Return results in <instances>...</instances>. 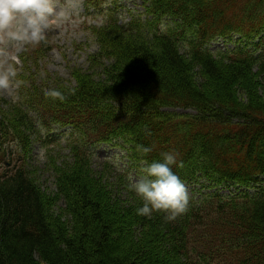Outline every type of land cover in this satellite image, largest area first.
<instances>
[{"label": "trees", "instance_id": "obj_1", "mask_svg": "<svg viewBox=\"0 0 264 264\" xmlns=\"http://www.w3.org/2000/svg\"><path fill=\"white\" fill-rule=\"evenodd\" d=\"M106 12L89 70L43 79L35 62L18 100L0 107V150L13 141L28 155L34 141L58 138L37 123L70 130L69 158L47 153L55 192L36 169L0 172V264H264V0H144L126 23ZM219 39L236 45L210 52ZM111 143L137 164L173 152V172L191 187L246 189L191 196L174 221L137 215L129 182L122 198L91 167L92 147Z\"/></svg>", "mask_w": 264, "mask_h": 264}, {"label": "rangeland", "instance_id": "obj_2", "mask_svg": "<svg viewBox=\"0 0 264 264\" xmlns=\"http://www.w3.org/2000/svg\"><path fill=\"white\" fill-rule=\"evenodd\" d=\"M92 3L94 4V1ZM92 3L90 0H54L55 14L50 20L51 27L46 30L45 41L38 45L10 41L0 35V67L12 64L17 71V76L13 78L10 87L0 89V107L2 109L6 108L5 104H14L18 100L20 96L18 83L33 77L31 71L35 68V62L38 66L36 70L39 72L37 76L44 74L41 76L43 79H46L47 76H58L70 81V71L73 68L89 70L88 57L98 50L94 29L102 26L105 18L110 14L106 12V9L111 5L113 10H116L114 14L119 23H126L132 15L141 14L143 16L144 13V0H97V6L100 8L97 10L92 7ZM237 39L238 36L234 35L233 40ZM256 42L257 40L253 44ZM235 45L236 43H225L219 39L211 41L207 47L210 52L216 53L232 49ZM258 52L259 50L255 51V53ZM259 84L258 93L264 97V76L261 77ZM168 110L181 114L194 113V110L189 108L176 107ZM29 114L33 115L34 120L37 119L35 113L30 112ZM55 127L49 132L39 123L36 124L41 136L49 133L58 138L51 143H45L44 140L38 139L39 135L35 136L38 140L33 142L28 155L20 150L16 142H3L0 150V172H7L25 165L29 169H36L38 182L43 190L48 193L55 192L53 172L48 166L47 153L52 154L58 163L69 158V150L66 148L64 140L70 133L69 128ZM90 153L91 167L96 172L103 173L112 184L114 192L125 198L124 184L129 182V176L138 178L141 175V164H137L131 159L120 143L99 144L92 147ZM114 161H118V163H114ZM184 185L189 197L193 196L194 199L212 192L229 197L246 189L244 187L235 189L233 186L204 188ZM247 191L252 193L254 190L249 188ZM60 207H63L61 201L58 202L56 209L59 210Z\"/></svg>", "mask_w": 264, "mask_h": 264}, {"label": "clouds", "instance_id": "obj_3", "mask_svg": "<svg viewBox=\"0 0 264 264\" xmlns=\"http://www.w3.org/2000/svg\"><path fill=\"white\" fill-rule=\"evenodd\" d=\"M54 14V0H0V35L10 41L38 45L45 41L46 30L51 27L50 20ZM16 76L17 71L12 64L0 67V89L9 88ZM46 95L61 101L65 99L58 90ZM139 150L145 156L152 151L142 145ZM173 165L182 166V163L177 164V156L173 152H164L160 160H142L138 178L128 177V190L142 201V206L136 209L137 215L150 217L153 212H164L167 221H174L187 212L189 195L184 183L173 172Z\"/></svg>", "mask_w": 264, "mask_h": 264}]
</instances>
